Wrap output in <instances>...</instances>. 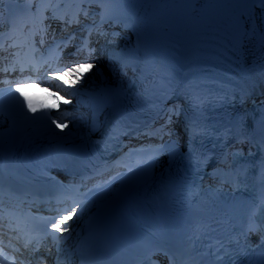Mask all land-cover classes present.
Masks as SVG:
<instances>
[{
  "label": "bare ground",
  "instance_id": "1",
  "mask_svg": "<svg viewBox=\"0 0 264 264\" xmlns=\"http://www.w3.org/2000/svg\"><path fill=\"white\" fill-rule=\"evenodd\" d=\"M84 1L87 2L88 0H71L73 4L79 3L82 5L85 3ZM132 1L135 0H128L127 2H129V4L127 5L126 2L124 3V5L134 6L135 8H138V6H136V4H134ZM176 1L178 0H151L149 3L143 5V7H145L144 10H146V8L148 9L147 19L151 21V26H153V29H155V26L158 25L163 18H165V10ZM185 1L187 2L188 9H198L205 2V0ZM118 3L120 5L122 4L121 1H119ZM137 5L141 4L137 3ZM255 26L261 32L259 34V39L261 40L259 45L253 42L254 38L250 40L251 33L253 32L252 29L254 30ZM147 29H149L148 23L146 24V30ZM134 37L135 36H133V38ZM118 50H121L120 54L118 55L120 57L130 59L142 58L143 63H146L148 67L154 64L156 56L155 52H153L151 48L145 47L144 45L142 46L141 50L138 51V53L136 52L135 48L129 47V42L124 44ZM237 51L239 55L238 61L240 66V74L242 77V84H244L248 89L254 87H264V3H262L261 0L254 7H252L246 15L244 29L242 30V34L238 41ZM5 57H7V55H4L3 59ZM109 58L115 61L116 57L110 54ZM3 59L0 62H2ZM95 72L97 71L89 70L88 72H86V75L82 74V76L86 78L87 83L91 80L101 81L97 78ZM61 77L62 75L59 76V82L61 84H64V80H67L68 82L73 80L71 76L63 77L62 79ZM72 86L74 87L75 91L66 89L63 86L61 87V89L64 92V95L70 100V102L74 104V106H76L81 111L83 109L85 111L86 97L81 93V90L86 86L87 88L84 89H90V84H84V87H81L82 89L77 84H73ZM6 127L7 123L3 120H0V130ZM88 210L89 207L86 206L72 222H69V225L67 227H70L68 231H64L65 237L60 241L62 243L57 244L60 252L62 253V256L66 257L67 253L69 252L71 243L73 241L72 236L75 237V235H78L80 233L82 224L84 223V218L87 216ZM64 257L61 258V263L71 264V261H68V259Z\"/></svg>",
  "mask_w": 264,
  "mask_h": 264
},
{
  "label": "snow or ice",
  "instance_id": "2",
  "mask_svg": "<svg viewBox=\"0 0 264 264\" xmlns=\"http://www.w3.org/2000/svg\"><path fill=\"white\" fill-rule=\"evenodd\" d=\"M88 2L89 3L99 2V0H88ZM261 2L264 3V0H261ZM22 22H23L22 19H20V18H14L10 22V24H9V31L11 32L14 29L18 28V26ZM2 26H3V20L0 19V32L3 31V27ZM70 39H72V38L70 37ZM42 42L43 41H41V43ZM0 50H2V48H0ZM94 51H95V49H92V52H94ZM85 67L91 68L92 65L91 64H87V65H85V64H78L75 67H69L67 69V71H64L62 73L61 79L63 77H68V76H71L73 74L81 73V70L83 68H85ZM17 83L20 84V83H25V82L21 81V82H17ZM64 84L67 85L68 84V81L67 80H64ZM15 91L16 92H19L20 96L23 97L22 105L26 104V107H27L28 110H30L32 113H36V111H37V104H36V102H34L31 97H28L26 94H24L22 91H20V88L18 86L15 88ZM55 99L58 101L60 98L59 97H55ZM40 106L43 109H54V108H57L58 107V103L57 104L42 103ZM33 118H35V117H33ZM52 123H56L57 127H67L66 124H63L62 125V124L57 123L56 121H52ZM77 211H78V205L77 206L70 207V208H67V209H64L63 213L60 214L58 216V218H55V219H53V220L50 221L51 228L55 232L68 231L70 226L69 227H65V225L67 224V222L73 220V217L76 216ZM51 234L54 236V233H51ZM38 250L39 249H37V251ZM164 255L167 256V253L165 252ZM0 264H3V262L0 261ZM168 264H175L174 258H169Z\"/></svg>",
  "mask_w": 264,
  "mask_h": 264
},
{
  "label": "rangeland",
  "instance_id": "3",
  "mask_svg": "<svg viewBox=\"0 0 264 264\" xmlns=\"http://www.w3.org/2000/svg\"><path fill=\"white\" fill-rule=\"evenodd\" d=\"M260 33L261 32L259 31V29L255 27L253 30L252 38H250V40H252L254 38L253 42L256 43L257 45H259V43L261 42V40L259 39Z\"/></svg>",
  "mask_w": 264,
  "mask_h": 264
}]
</instances>
